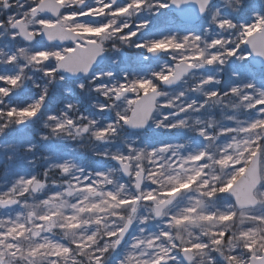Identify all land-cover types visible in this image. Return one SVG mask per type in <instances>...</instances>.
Listing matches in <instances>:
<instances>
[{
	"label": "clouds",
	"instance_id": "clouds-1",
	"mask_svg": "<svg viewBox=\"0 0 264 264\" xmlns=\"http://www.w3.org/2000/svg\"><path fill=\"white\" fill-rule=\"evenodd\" d=\"M261 45L264 0H0V264H264Z\"/></svg>",
	"mask_w": 264,
	"mask_h": 264
},
{
	"label": "rangeland",
	"instance_id": "rangeland-1",
	"mask_svg": "<svg viewBox=\"0 0 264 264\" xmlns=\"http://www.w3.org/2000/svg\"><path fill=\"white\" fill-rule=\"evenodd\" d=\"M242 19H244L245 22H248L250 19L248 13H245ZM195 27H196L195 23L193 24L184 23L182 20L177 18L172 11L166 10L161 17L153 21V25L150 31L151 34L159 36L172 31L187 32L194 30ZM41 46L46 47L47 45L42 44ZM138 67L142 68L144 66L138 65ZM257 69L258 68L251 67L249 61H246L245 64L243 65L238 63H234L232 65V70L240 72L241 75L244 76L245 78H252L254 76L259 77L261 73ZM12 99H13V103H19L21 105H23L26 102V96L14 97ZM38 129H39V122H35L27 127L14 130L12 133H10V135L14 140H16L19 143H27L30 141L39 143L38 138L36 136V132ZM149 135L152 136L153 139H156V136L154 134L150 133ZM168 135H173V134H168ZM44 147H50V146L45 145Z\"/></svg>",
	"mask_w": 264,
	"mask_h": 264
},
{
	"label": "water",
	"instance_id": "water-1",
	"mask_svg": "<svg viewBox=\"0 0 264 264\" xmlns=\"http://www.w3.org/2000/svg\"><path fill=\"white\" fill-rule=\"evenodd\" d=\"M174 10V12L177 14V16H179L180 19L189 22H194L196 21V10L194 7H184L182 9H172ZM251 63L256 66V67H260V61L252 58L250 59Z\"/></svg>",
	"mask_w": 264,
	"mask_h": 264
},
{
	"label": "snow or ice",
	"instance_id": "snow-or-ice-1",
	"mask_svg": "<svg viewBox=\"0 0 264 264\" xmlns=\"http://www.w3.org/2000/svg\"><path fill=\"white\" fill-rule=\"evenodd\" d=\"M169 45H157L156 47H168ZM262 47H264V45H261ZM9 83L15 84V81H9ZM141 87H146L145 85H141ZM15 112L10 113V115H15ZM19 115L21 117H27V116H32L34 115V112L31 111H21L19 113ZM182 187H187V185H182ZM169 195H172V193H169ZM177 223H182V221L178 220Z\"/></svg>",
	"mask_w": 264,
	"mask_h": 264
}]
</instances>
